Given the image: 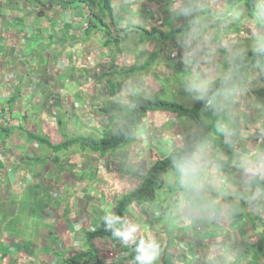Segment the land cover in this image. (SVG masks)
<instances>
[{
	"label": "crops",
	"instance_id": "crops-1",
	"mask_svg": "<svg viewBox=\"0 0 264 264\" xmlns=\"http://www.w3.org/2000/svg\"><path fill=\"white\" fill-rule=\"evenodd\" d=\"M145 1L117 0L128 14L112 13L106 18L109 27L125 36L156 27L152 1ZM170 1L202 7V0ZM49 2L0 0V264H139L141 240L159 245L153 264H264V255L240 260L244 244L264 241V176L256 172L258 155L264 153V68L255 69L260 75L251 72L255 84L250 86L258 88L234 92L235 101L227 100L234 112L225 116L222 131L210 127L209 137L196 148L186 170L201 174L190 186H178L175 209L165 207V196L162 209V202L156 210L151 207L156 203H136L112 235L90 239L112 224L119 198L170 154L190 131L189 122L150 113L128 147L105 156L78 146L55 152L69 139L87 137L88 127L98 128L99 112L127 105L134 95L179 101L169 81L175 80L174 73L155 71L157 64L170 68L162 48L172 42L159 45L156 61L147 67L148 54L155 52H141L135 63L127 46L118 49L124 41L106 47L103 32L87 34L89 24H95L94 10H68ZM202 32L209 34L205 26ZM225 42L231 45L235 37ZM205 43L196 72L205 66L209 50L223 54L219 44ZM174 58L172 66L179 64ZM155 75L160 88L149 95ZM176 82L185 91L190 87L188 81ZM243 95L249 97L246 105ZM165 118L164 127L159 126ZM117 119L119 127L123 119ZM133 226L132 239L117 235Z\"/></svg>",
	"mask_w": 264,
	"mask_h": 264
},
{
	"label": "trees",
	"instance_id": "trees-1",
	"mask_svg": "<svg viewBox=\"0 0 264 264\" xmlns=\"http://www.w3.org/2000/svg\"><path fill=\"white\" fill-rule=\"evenodd\" d=\"M219 1V3H218ZM215 5L223 3L225 10L220 12L216 9H208L205 4L202 5L204 12L196 22L186 20L178 28H172L170 33L160 32L158 29L153 28L148 31L147 29H135V31L143 32V35L151 36L143 39H139L140 43H143L144 39L148 42L158 40L159 44L173 42L177 36H182L187 39L191 33V30L197 26L203 28V23L210 17L213 21H217L218 25L228 23L230 18L239 14V10L245 6L248 10L250 18L255 19V27L260 31V37L264 39V9L258 4L257 0H215ZM59 6L63 9L78 10L81 8L84 10V6L93 12L96 6H101V13L104 16H100V26L98 21H94L93 24H89L88 33H99L107 37L106 47L113 46L115 42L119 43L120 34L115 28L118 36L113 34V28L109 27L106 18H112L113 0H50L49 5ZM46 7L47 5H43ZM186 7L189 4L186 3ZM100 13V14H101ZM182 15H186L185 11ZM93 17L97 19V15L93 13ZM93 18L89 19L91 22ZM179 20V19H178ZM112 21V19H111ZM113 22V21H112ZM166 26L169 23H165ZM102 25V26H101ZM126 35H129L126 32ZM128 36H125V39ZM158 57V53L148 54L146 61L147 67L154 64ZM264 68V46L256 50L246 49L236 53L231 65V73L227 76L215 78L213 81L207 84L206 90L203 96L195 102L192 106L187 107L182 103L175 100H168L159 96H145L138 95L130 98V105H110L105 108V114L112 112L124 113L125 120L121 124L119 131L114 134L106 135L105 137L87 136V137H75L67 140L63 144L54 148L55 152L69 151L74 146L80 147L83 151H90L94 154L105 156L109 152L118 151L125 143L131 141L138 126L144 121V119L150 113L162 112L170 115H174L177 119H186L192 122L191 130L183 137L182 141L170 152V154L162 159L157 160L152 167L148 170L145 178L141 181V184L134 190H131L123 194L116 203L115 206V218L112 224L107 227H100L95 233L91 234L90 239L100 236H109L117 231L121 224L125 221L126 210L132 205L148 204L152 205L157 202L158 194L163 190H169L172 194L176 193V189L183 183L184 173L187 169V165L192 161L196 148L199 144L207 140L210 135V125L202 117V111L206 109L212 100V98L222 92H238L249 90L251 82V72L255 69ZM146 69V66L143 70ZM8 135V134H7ZM127 141V142H126ZM162 209V205L160 206ZM243 247L246 253L243 254L240 260L245 261L247 258L253 257L258 259L264 255V241H259L256 244H244Z\"/></svg>",
	"mask_w": 264,
	"mask_h": 264
},
{
	"label": "rangeland",
	"instance_id": "rangeland-1",
	"mask_svg": "<svg viewBox=\"0 0 264 264\" xmlns=\"http://www.w3.org/2000/svg\"><path fill=\"white\" fill-rule=\"evenodd\" d=\"M99 2V0H97ZM153 5V7H149L150 11L152 13H155L156 15V21L155 25L156 28L160 32L167 34L170 33L172 28H178L183 22L186 20H191L192 22H196L199 17L204 13L203 8L201 9L198 3H194L191 7H186L185 4L180 5L174 4V1L171 2L170 0H146ZM145 1V2H146ZM182 1V0H181ZM258 4L262 6V9H264V0H257ZM219 3V1H218ZM215 2V0H202L200 5L205 4V7L208 9H216L220 12H223L225 10V5L223 3H220L219 5ZM114 4V2H113ZM161 6V8H160ZM85 8V6H84ZM101 6H99L97 9H94L95 14L104 16V13H101ZM186 13V15H182V12ZM238 15H234L230 18L228 23L218 25L217 21H213L210 17L206 22L203 23L205 27H207L209 34H205L202 32L203 28H198L195 26L194 29L191 30V33L187 39L182 36H177L175 40L172 43H168L163 46L162 52H165L164 57H169V64L170 68L166 67L165 63L163 64H157L155 65L156 73L157 71H164L165 73H174V78H169V81L174 82L172 85H176L175 89L173 91V95L176 96L179 102L184 103L185 106L190 107L195 102H197L201 96H203V93L206 90L207 84L211 81H213L215 78L227 76L231 73V65L232 60L236 53H239L242 50L250 49V50H256L259 48H262L264 46V39L263 37H260V31L256 29L255 27V19H252L248 15V10L245 6H243L239 10ZM99 12V13H98ZM116 12V15L120 16H126L128 14V11L125 12L120 7H117V0H116V6L114 4L112 13L114 14ZM101 13V14H100ZM176 13H179L177 16ZM113 18V17H112ZM119 18V16H118ZM109 19V18H108ZM179 19V20H178ZM96 21V19H94ZM112 22V21H111ZM161 23V24H159ZM165 23H169V25L166 26ZM171 25V27H170ZM203 26V27H204ZM152 28V29H153ZM244 30H247L248 32L243 34ZM88 34H96L95 33H88ZM103 39L106 40L107 37L105 34H102ZM120 39L124 41L122 46L120 45L118 49L122 50L125 46L129 48V50L132 51V54L134 56V62L138 63V56L141 52L146 51V53L155 52L157 50L161 51V46L158 43V40H153L152 42H148L147 39H144L143 43H139V39H143L146 37H151L147 35H143V32H133L132 34L129 33L128 38L125 39V35L122 32V35H120ZM235 37V42H232L231 45L227 44L225 40L228 38ZM102 37H100L101 39ZM223 40L222 44L218 43V40ZM103 40V41H104ZM102 41V40H101ZM202 41V42H201ZM252 41V42H250ZM201 42V43H200ZM211 43L215 46L218 44L223 48V54L222 55H215L212 50L208 51V57L204 60L205 66L202 70L196 72L198 69V59L202 55V50L205 48H208V44L205 43ZM174 44V47H173ZM178 47V49H175V51H178L179 54L176 58L175 51L173 48ZM214 49V48H213ZM108 56V55H107ZM178 59V63L176 66L174 65V62L171 61V59ZM168 59V58H167ZM164 62V59H163ZM183 63V64H182ZM192 68L193 72L191 74H187V70ZM176 69L177 75H176ZM260 75V73L257 70L252 71V75ZM176 79L178 80H185L188 81L190 87L187 91L180 88L181 82L177 83ZM253 82V86L255 82L253 79H251ZM251 85V82H250ZM249 85V88L256 89L258 88V85H256L254 88ZM160 88L159 79L157 78V75L152 77V86L151 88H148L149 95L155 94L156 91ZM180 90V94L178 95L177 91ZM254 94V93H253ZM125 95V94H124ZM236 93L234 92H226L222 91L220 94L215 95L212 100L210 101V104L206 109L202 111V117L210 124V127L212 128V131H222V128H224L225 124L227 125V121L225 119V116L228 113H233L234 108L229 105L227 100H233L236 99ZM122 100H125L126 98L120 97ZM243 101L246 103L249 102V97H245L244 95L241 97ZM171 100H176L173 98H169ZM130 105V100L128 99ZM236 104V103H235ZM227 106V107H225ZM93 111L94 109H89V111ZM105 111V109H104ZM101 114L99 112V115L96 114L93 116L94 120L95 117L99 118L103 116V120H98V128L96 127H88L87 133H83L86 136H97V137H105L106 134H114L117 131H119L120 126L118 127V119L117 117H122L124 122L125 120V114L124 113H117L112 112L110 114H105V112ZM117 113V114H116ZM107 115V116H106ZM116 117V118H115ZM175 118V116L173 115ZM102 119V118H101ZM183 121H188L186 119H179V124H182ZM105 123L104 130H102V123ZM167 122V119H163V121L159 124V126L164 127V124ZM188 124H185L186 126L189 125V129L192 128V122L188 121ZM121 123V124H122ZM89 125V124H87ZM90 126V125H89ZM224 126V127H223ZM118 127V128H117ZM139 127V126H138ZM181 127V126H179ZM178 127V128H179ZM140 127L137 129L139 131ZM188 129V130H189ZM109 131V132H107ZM178 131V130H177ZM184 131V130H183ZM182 131H179L181 133ZM104 133V134H103ZM172 138L175 137V131L171 132ZM133 141V140H132ZM127 142V141H126ZM132 143L128 141V143L124 144L122 147H128L129 144ZM78 149V148H77ZM76 149V150H77ZM78 151H81L78 149ZM90 152V151H89ZM112 153V152H111ZM192 169H188L185 172V177L183 179L184 186H190L191 183L195 180L196 177H198L201 174V171H194ZM175 194H172L169 190H163L158 194V200L155 205L151 206L152 208L158 209L159 204L162 202L163 196L167 198L168 204H166V208L169 209V207H172V209H175L177 206H173L174 203L178 204L179 199L174 197ZM181 195V194H179ZM183 198V197H182ZM163 202L160 204L163 206ZM150 206L147 208L149 209ZM141 209V208H140ZM143 212V210H140ZM149 211V210H148Z\"/></svg>",
	"mask_w": 264,
	"mask_h": 264
},
{
	"label": "clouds",
	"instance_id": "clouds-1",
	"mask_svg": "<svg viewBox=\"0 0 264 264\" xmlns=\"http://www.w3.org/2000/svg\"><path fill=\"white\" fill-rule=\"evenodd\" d=\"M115 33H116V35H115ZM113 34L115 36H118L116 30H113ZM119 40L121 41L120 38H119ZM262 143L264 144V139H263ZM262 155H264L263 152L262 153H259V155H258V163H257V167H256V172H257L258 176H261L258 173V164H259L260 157ZM136 230H137L136 226H133L127 232H119L118 231L117 232V235L122 236L124 240H129V239H132L133 238V233H135ZM137 251H138L139 255L136 257V259L139 262V264H153V261H155L156 258L160 254L159 245L156 244L154 241H149V242L145 243L144 240H141Z\"/></svg>",
	"mask_w": 264,
	"mask_h": 264
},
{
	"label": "built area",
	"instance_id": "built-area-1",
	"mask_svg": "<svg viewBox=\"0 0 264 264\" xmlns=\"http://www.w3.org/2000/svg\"><path fill=\"white\" fill-rule=\"evenodd\" d=\"M258 173L261 176H264V155L260 157L259 164H258Z\"/></svg>",
	"mask_w": 264,
	"mask_h": 264
},
{
	"label": "water",
	"instance_id": "water-1",
	"mask_svg": "<svg viewBox=\"0 0 264 264\" xmlns=\"http://www.w3.org/2000/svg\"><path fill=\"white\" fill-rule=\"evenodd\" d=\"M40 16H41V17L43 16V12L40 13ZM115 35H116V33H115Z\"/></svg>",
	"mask_w": 264,
	"mask_h": 264
}]
</instances>
